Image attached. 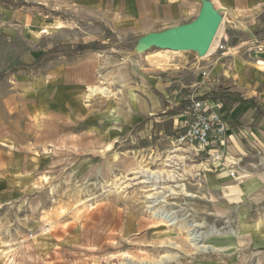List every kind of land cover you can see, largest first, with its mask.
I'll use <instances>...</instances> for the list:
<instances>
[{
  "label": "crops",
  "instance_id": "crops-1",
  "mask_svg": "<svg viewBox=\"0 0 264 264\" xmlns=\"http://www.w3.org/2000/svg\"><path fill=\"white\" fill-rule=\"evenodd\" d=\"M204 2L223 21L205 61L212 71L209 96H221L227 132L224 160L197 165L194 177V217L222 226L210 236L220 253L198 263L264 264V27L245 41L231 32L258 22L264 0H0V55L17 50L18 63L35 68L19 83L20 113L40 124L23 136L14 115L7 125L0 114V264H109L157 243L159 228L141 210L104 205L76 220L74 209L61 203L60 185L67 182L57 180L65 172L85 177L93 158L147 140L151 131L136 126L170 109L149 98L140 104L128 97L130 108L123 110L115 100L86 102L102 78L91 46L106 35L112 47L136 46L151 34L192 24ZM254 36L259 49L252 48ZM81 45L89 49L59 53V47ZM42 56L50 58L36 65ZM131 57L123 62L134 65ZM1 104L9 103L3 98ZM121 117L133 127H118Z\"/></svg>",
  "mask_w": 264,
  "mask_h": 264
},
{
  "label": "rangeland",
  "instance_id": "rangeland-1",
  "mask_svg": "<svg viewBox=\"0 0 264 264\" xmlns=\"http://www.w3.org/2000/svg\"><path fill=\"white\" fill-rule=\"evenodd\" d=\"M227 17L232 20L230 16ZM263 27L264 12L259 15L258 22L248 26L246 32L240 31L241 34H238V29L231 32L235 36V41H245L248 36L261 35ZM221 28L223 21L208 53L203 57L194 52H171L155 47L141 53L135 50V42H124L112 47L115 44L108 35L105 40L96 42L90 48L91 53L98 54L99 60L102 61V78L91 88L97 90L96 94L91 95L88 90L89 100L86 102L90 103L96 98L115 100L118 108L123 110L130 108L125 104L128 97L136 99L140 104L142 100L149 98L170 107L165 110V115L155 114L149 125L146 122L136 126L140 132L151 131V136L147 140L142 138L134 147L115 148L111 152L100 154L102 157L93 158L94 162L96 160L95 167L85 177L78 174L72 176L65 172L60 173L57 180L67 182L64 186L60 185V189L64 191V200L61 203L64 202L65 206L69 205L74 209L76 220L82 213L105 205L124 210H141L144 218H149L158 226L160 233L157 243L148 252L140 250L133 254H123L109 264H201L198 263L200 257L220 253L218 247L210 244V236L219 235L222 226L217 225L215 228L197 220L194 217L196 198L184 194L185 192L194 196L191 192L194 177L201 168L189 158L178 161L177 169L168 168L170 164L167 160L177 155L184 157L187 153H192L174 145L180 127L178 122L180 113L176 114L174 108L186 98L195 99L214 94L209 91L213 86L212 71L205 58L213 49ZM252 40L259 39L254 36ZM15 47L22 46L16 44ZM114 48L115 51L112 50ZM58 49H62L59 53L74 54L71 53L73 48L68 50L66 46H62ZM17 53L16 50L10 56L7 53L0 55V114H3L2 119L7 125L8 118L14 115L13 117L17 118L16 131L23 136H31L35 128H40V124L24 118L20 113L24 104L20 100L22 96L19 97V83L24 81V75L27 79L28 76H32L35 68L18 63L19 57L15 55ZM51 53H56V50L48 52ZM127 55L132 56L136 62L134 65L123 62ZM49 58L50 56H42L35 64L44 63ZM3 98L8 101V105L1 104ZM126 115L124 113L122 117ZM122 117L117 124L118 127L132 128L128 119ZM173 149H177L178 152L171 154ZM140 166L153 172L163 169L167 172L174 171L175 175L169 174L168 176L174 178H167V175L155 174L151 180H147L145 176L127 186L128 179L136 176L132 173ZM142 181L147 182L142 184ZM180 186L185 187L184 192ZM65 195L69 200H66ZM152 206H154L152 209H148ZM168 221L173 225L168 224ZM163 230L169 231V235L162 234ZM195 237L199 242L198 246L201 247L199 250L197 245L194 246Z\"/></svg>",
  "mask_w": 264,
  "mask_h": 264
},
{
  "label": "built area",
  "instance_id": "built-area-1",
  "mask_svg": "<svg viewBox=\"0 0 264 264\" xmlns=\"http://www.w3.org/2000/svg\"><path fill=\"white\" fill-rule=\"evenodd\" d=\"M233 21V18L230 17ZM235 23L239 25L236 21ZM260 40H253L252 48L259 49ZM222 50V47H218ZM206 74H203L205 77ZM189 105L179 114L180 127L174 140V145L190 150L192 153L184 155V159L193 160L201 165L211 162H222L226 155V132L227 122L224 119L220 102L211 99L196 100V98H186ZM178 152L173 149L171 154ZM168 167L177 169L178 166L173 161L167 160ZM177 164V163H176ZM234 177V173H230Z\"/></svg>",
  "mask_w": 264,
  "mask_h": 264
},
{
  "label": "water",
  "instance_id": "water-1",
  "mask_svg": "<svg viewBox=\"0 0 264 264\" xmlns=\"http://www.w3.org/2000/svg\"><path fill=\"white\" fill-rule=\"evenodd\" d=\"M221 19V16L212 9L211 4L204 2L199 17L192 24L151 34L141 40L135 50L142 47L145 51L155 47L168 51L195 52L202 57L213 41Z\"/></svg>",
  "mask_w": 264,
  "mask_h": 264
},
{
  "label": "bare ground",
  "instance_id": "bare-ground-1",
  "mask_svg": "<svg viewBox=\"0 0 264 264\" xmlns=\"http://www.w3.org/2000/svg\"><path fill=\"white\" fill-rule=\"evenodd\" d=\"M221 22H222V19H221ZM220 26V25H219ZM219 28V27H218ZM218 30V29H217ZM217 32V31H216ZM211 44H212V42H211ZM211 44H210V46H211ZM210 46H209V48H208V50H207V52H206V54L208 53V51H209V49H210ZM138 52H142L143 51V48L142 47H140V49H138L137 50ZM171 52H176V51H171ZM195 53V52H194ZM205 54V55H206ZM204 55V56H205ZM203 57V56H202ZM99 92H102V91H99ZM90 93H91V95H94V94H96L97 93V90L96 89H90ZM185 157H181V156H174V157H171L170 158V160L171 161H173L174 162V164L177 166V164L176 163H178V161H180V160H182V159H184ZM168 168H171V167H168ZM132 174H134V175H136L135 177H133L132 179H128V181H129V184L127 185V186H130L131 185V183L132 182H134V181H137V180H139V179H141V178H143V177H145V176H147L146 178H147V180H151V179H153V177H154V175L155 174H158V175H167V178H169V177H173L174 178V176H168L169 174H174V171H172V172H167V171H165L164 169L163 170H160V171H158V172H153V171H149L147 168H145L144 166L143 167H139L137 170H136V172H133ZM138 175V176H137ZM175 175V174H174ZM147 181H142L141 183L142 184H144V183H146ZM157 182V181H156ZM133 186V185H132ZM180 189H181V191L182 192H184V190H185V187L184 186H180ZM152 190V189H151ZM184 194L187 196V197H191V198H193L194 196L192 195V194H188V193H185L184 192ZM154 206H152V207H148V209H152ZM171 221H168V224H170V225H173V223H170ZM193 241H194V239H193ZM198 240H197V238L195 237V243H194V246H196L197 245V249L199 250L201 247H199L198 246V244H199V242H197Z\"/></svg>",
  "mask_w": 264,
  "mask_h": 264
},
{
  "label": "trees",
  "instance_id": "trees-1",
  "mask_svg": "<svg viewBox=\"0 0 264 264\" xmlns=\"http://www.w3.org/2000/svg\"><path fill=\"white\" fill-rule=\"evenodd\" d=\"M87 49H88V46H86V45H84V46H75L71 50V53H74V54L75 53H80V52L86 51ZM206 99H211V100L220 102L221 96L211 95V96H205V97H201V98H196V100H206ZM188 105H189L188 101L179 102L174 108L175 113L176 114L181 113L182 111H184L186 109V107Z\"/></svg>",
  "mask_w": 264,
  "mask_h": 264
}]
</instances>
